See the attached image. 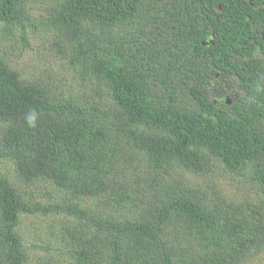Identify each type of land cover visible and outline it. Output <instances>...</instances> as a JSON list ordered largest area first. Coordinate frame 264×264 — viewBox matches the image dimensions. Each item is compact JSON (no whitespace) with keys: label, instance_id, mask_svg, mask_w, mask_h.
Returning a JSON list of instances; mask_svg holds the SVG:
<instances>
[{"label":"trees","instance_id":"1","mask_svg":"<svg viewBox=\"0 0 264 264\" xmlns=\"http://www.w3.org/2000/svg\"><path fill=\"white\" fill-rule=\"evenodd\" d=\"M29 27L47 33L60 76L14 67ZM0 31V163L13 169L0 170V264L53 249L24 244L26 215L56 218L69 264L263 252L264 0H0Z\"/></svg>","mask_w":264,"mask_h":264},{"label":"rangeland","instance_id":"2","mask_svg":"<svg viewBox=\"0 0 264 264\" xmlns=\"http://www.w3.org/2000/svg\"><path fill=\"white\" fill-rule=\"evenodd\" d=\"M34 11V8H33ZM37 12V11H36ZM34 30V31H33ZM34 28H27V35L29 37V42L31 44L30 49H25L21 51V43L19 41L16 42V49L12 50V62L16 69L20 71V73L26 77H38V74L46 69L51 71V74L58 73L60 76V69H62L61 61L58 58H52L54 53L50 51L47 45L48 43V35L47 33L40 27H38L37 31ZM5 41H11L8 38L7 34H2L0 31V47L1 44ZM6 48L10 49L8 46ZM18 51H21L19 53ZM64 71V69H62ZM57 76V77H58ZM70 85H66L63 90H77L79 86L75 85V81L73 79H69ZM0 170L12 177L13 169L9 162H1ZM28 190H31L35 196L34 198L40 200L41 202H49L53 198L52 192L47 191L43 186H28ZM55 217L48 216H23L21 219V224L19 226V233L24 239V244L29 247L32 244L40 245L51 242L53 245V249L50 252H46L40 248H32L29 247L27 250L28 254V262L27 264H41V259L45 258V256H49L52 254L54 257H57L59 260V264H69L65 262L63 257H60V251L56 250L59 246L55 242V238L51 236V224L56 222ZM31 248V249H30ZM244 264H264V250L257 257L246 261Z\"/></svg>","mask_w":264,"mask_h":264},{"label":"clouds","instance_id":"3","mask_svg":"<svg viewBox=\"0 0 264 264\" xmlns=\"http://www.w3.org/2000/svg\"><path fill=\"white\" fill-rule=\"evenodd\" d=\"M39 119V114L32 110L25 115V122L29 128H35Z\"/></svg>","mask_w":264,"mask_h":264},{"label":"water","instance_id":"4","mask_svg":"<svg viewBox=\"0 0 264 264\" xmlns=\"http://www.w3.org/2000/svg\"><path fill=\"white\" fill-rule=\"evenodd\" d=\"M207 44V42H204L203 45ZM229 102V100L226 101V104Z\"/></svg>","mask_w":264,"mask_h":264}]
</instances>
